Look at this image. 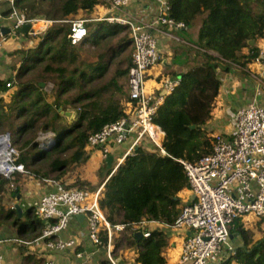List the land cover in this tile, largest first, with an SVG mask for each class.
I'll use <instances>...</instances> for the list:
<instances>
[{
	"label": "trees",
	"instance_id": "trees-1",
	"mask_svg": "<svg viewBox=\"0 0 264 264\" xmlns=\"http://www.w3.org/2000/svg\"><path fill=\"white\" fill-rule=\"evenodd\" d=\"M103 2L16 0V6L31 18L62 20L90 15ZM168 4L169 15L187 26L197 18L202 19L197 43L203 49L198 51L203 61L180 75V85L166 96L154 116L155 123L167 134L164 143L167 155L156 147L150 149L147 143L138 145L115 172L107 169L100 196L106 218L112 224L127 225L116 236L117 246L137 245V261L141 264H166L163 252L169 245V237L165 231L156 229L150 237L138 240L131 225L144 220L173 223L180 215L183 208L180 193L190 188L180 160L195 161L213 150L214 138L208 137L204 127L212 119L220 95L222 80L218 69L229 72L234 64L246 67L257 54L255 42L264 37V0H168ZM10 11L6 5L3 13L8 16ZM97 25L86 39L88 47L73 45L69 24L58 23L42 35L37 47L18 51L23 59L17 72V89L10 102L0 97V133H11L18 150L17 163L24 164L38 178L61 180L73 165L87 162L90 133L127 114L124 102L130 100L129 85L120 79L129 76L133 47L127 66L119 67L113 77L105 79L111 59L119 56L121 50L114 46L104 48V40L128 28L106 22ZM21 35L36 38L30 33ZM125 43L132 45V39L124 38L119 46L122 48ZM246 47L250 49L248 55L242 53ZM84 54L94 55L96 60L89 61ZM108 55L110 62L106 60ZM11 79L0 80V91L8 90ZM48 79L55 82L53 103L49 101L51 94L44 89ZM117 92L120 98H116ZM68 106L74 109L73 118L65 114ZM49 132L56 134V142L43 149L39 137ZM8 183L0 177V226L12 224L24 232L17 210L7 209L3 204ZM90 191H96L95 187ZM31 215L37 217L35 211ZM231 232L242 235L245 244L237 247L223 264L233 261L264 264V237L253 242L239 221L232 225ZM39 235L40 232L35 234ZM101 239L106 244L104 231ZM26 258V264H44L40 257Z\"/></svg>",
	"mask_w": 264,
	"mask_h": 264
},
{
	"label": "built area",
	"instance_id": "built-area-1",
	"mask_svg": "<svg viewBox=\"0 0 264 264\" xmlns=\"http://www.w3.org/2000/svg\"><path fill=\"white\" fill-rule=\"evenodd\" d=\"M109 12L103 16L81 15L68 19H50L47 17H28L16 6V0H0V51L8 40V36L18 35L26 25H31L30 34L42 36L58 23L69 24L70 39L73 45H80L89 36L91 22H106L110 25L126 26L132 39L133 65L128 76L130 110L120 119L105 124L101 129L92 131L88 137L86 151L92 154L99 151L103 158L110 156L117 145L133 138L131 148L113 168L117 170L125 158L134 149L150 140L162 155H167L164 147L167 134L154 121L158 108L164 103L181 83V78H161L158 82L159 91L150 93L148 90L149 71L161 62L163 56L158 46V33L162 27L170 30L184 29L187 25L169 15L168 0L160 1V14L153 22L137 20L127 15L125 10L131 0H104ZM5 5L11 10L4 15ZM43 26L37 28V24ZM9 28L10 34L2 32ZM173 37V36H172ZM254 58L262 67L259 71L258 85L254 99L243 108L236 110L233 127L227 138L221 134L214 137L213 150L195 161L180 160L186 170L190 188L195 199L183 206L180 215L173 223H163L167 228L190 232L181 249L179 264H215L221 260L224 246L231 235V227L236 220L248 214L264 217V107L259 102L264 94V46L258 48ZM255 54V52H252ZM18 72V70H17ZM17 72L7 83L8 89L17 84ZM166 92L165 95L162 92ZM1 97V92H0ZM41 147L50 148L51 140ZM0 146L8 154L6 171H0L9 181V202L12 209L17 206L16 197L20 174L32 176L51 186V189L34 202L36 215L43 220L44 227L39 236L33 239L14 238L12 242L18 246L34 248L43 245L46 254H42L44 264H58L55 253L71 252L76 259L89 260L91 255L78 249L83 233L78 232L69 237L62 234L69 230L78 215H84L87 227V238L97 248L105 250L110 264H119L116 257L117 234L123 233L127 225L112 224L105 216L100 204L103 187L91 192L88 189L71 186L53 178H38L22 163H17L18 150L14 146L10 133L0 135ZM0 153L2 151L0 150ZM10 187V188H9ZM148 220L134 223L131 231L142 232L148 238L153 231ZM107 235L106 244L101 233ZM9 242L0 239V264H6L1 250L2 244Z\"/></svg>",
	"mask_w": 264,
	"mask_h": 264
},
{
	"label": "crops",
	"instance_id": "crops-1",
	"mask_svg": "<svg viewBox=\"0 0 264 264\" xmlns=\"http://www.w3.org/2000/svg\"><path fill=\"white\" fill-rule=\"evenodd\" d=\"M160 1L159 0H131L130 6L126 8L127 15L137 20L145 22H153L160 14ZM109 12V6L104 1L97 6L96 10L88 16H103ZM82 15V14H81ZM195 21H201V18H197ZM194 21V23H195ZM193 25V24H192ZM187 26L184 29L170 30L166 26L162 27V33H158V46L162 53V60L156 66H154L148 74V90L150 93H157L159 91V80L164 77L181 78L180 75L186 73L193 67L197 66L203 61V57L198 51L203 52V49L198 45V36L201 24L196 27ZM37 28H40L39 26ZM13 36V35H12ZM8 36V40L4 44L0 51V80L12 78L13 74L17 72L19 68V61L17 55H9V47L11 43L18 40L20 36L15 35ZM173 36V37H172ZM254 44V42H252ZM258 48L264 46V37L255 42ZM242 53L248 55L250 49L244 48ZM18 63V64H17ZM261 65L255 60H251L247 63L246 67L240 65H232L229 72L218 69L222 80L220 95L217 98L216 105L213 111L212 119L204 127V130L208 137L214 138L221 134L225 137L230 136V132L233 127L234 114L237 109L243 108L250 103L256 94V88L258 85L259 71ZM17 86L10 88L6 91H0L1 97L7 102L12 99V94L15 93ZM260 104L264 107V94L259 98ZM126 111L130 110V100L124 102ZM66 111V116L67 115ZM71 118V117H69ZM6 133V132H4ZM3 134V133H0ZM48 134V133H46ZM44 134V135H46ZM133 138L128 139L126 142L117 146L111 155L114 156L113 168L117 164L118 159L125 156L128 150L131 148ZM149 146V145H148ZM150 148V147H149ZM152 149V148H150ZM91 164L92 174L86 177V181L89 182L96 190L103 187V180L106 177L108 165L106 159L103 158L99 151L90 154V158L87 161ZM105 165V168L103 169ZM112 168V169H113ZM101 170V171H100ZM104 170V172H103ZM18 194L16 202L19 204L24 213L20 217L21 221L27 216L31 219V212H34V202L47 193L51 186L33 178L32 176L20 174L18 177ZM180 196L182 198V207L188 203H191L195 196L191 188L184 189ZM35 215V214H34ZM33 215V218H34ZM240 225L247 230L248 237L253 241H258L264 237V219H258L254 214H248L239 218ZM45 224V223H44ZM76 225L78 229H76ZM148 226L152 230L161 229L168 234L169 245L164 250L163 255L166 259V264H179L181 249L183 243L190 232H183L175 230L173 228H167L163 223L158 221L149 222ZM41 227H34L33 230H29L25 227L24 232L21 231L19 226L12 224H5L0 226V239L8 240L5 244H2L1 250L4 254L6 264H26V257L34 255L42 257V254H46L43 245H37L34 248L18 246L11 239L14 238H36L35 234L41 233ZM78 232L83 233V240L78 247L79 250L84 251L87 255H91L89 260L76 259L71 252L55 253V260L58 264H108L100 257V251H97L96 247L87 238V227L84 220L75 219L72 221L69 230L62 234V237H69ZM228 243L224 246L225 255L222 253L221 260L215 264H223L225 260L229 258L234 250L245 244V239L237 232H231ZM252 244V243H251ZM20 247L22 250H18ZM139 247L126 246L122 244L121 247H116V257L119 263L122 264H141L137 261ZM20 253V254H19ZM105 253V252H104ZM16 256V257H15ZM106 256V253H105ZM232 264H238L233 261Z\"/></svg>",
	"mask_w": 264,
	"mask_h": 264
},
{
	"label": "rangeland",
	"instance_id": "rangeland-1",
	"mask_svg": "<svg viewBox=\"0 0 264 264\" xmlns=\"http://www.w3.org/2000/svg\"><path fill=\"white\" fill-rule=\"evenodd\" d=\"M5 7H6V5H5ZM97 24H98V22H91L89 24L90 34L97 29V26H98ZM198 24H202L201 21H195V23H193L192 26L196 27ZM42 25H43V23H40L38 26L41 27ZM105 31L107 32L108 28H106ZM18 36H20V38L18 40L13 41L11 43L12 46L9 47V55L10 56L11 55H15V54L17 55V59L20 62L19 63V67H20L23 58L18 53V51L27 50L29 48L37 47L39 42L42 40V36L41 37L37 36L36 38H33L31 36L28 37L26 35H21V34L18 35ZM130 36H131L130 35V31L127 29V30H123L121 32H118V34H116L115 36H112V37L108 36V39L104 40V45H105L104 48L108 49L109 47L114 46L117 49L121 50L120 51V55L115 57L114 59H111V55H108L106 57V60L108 62H110V59H111V64L109 65V71L106 73L105 79H110L111 77H113L115 72H116V70L119 67H126L127 66V62H128L129 56H130V54L132 52V45H131V43H127V44L125 43L122 48L119 45L121 44V41L124 38H131ZM13 37L14 36H12V38ZM81 46L88 47V46H90V43L84 42L83 45H81ZM83 57L87 58V60H89V61H95L96 60L95 56L94 55H90V54L89 55L84 54ZM124 80H126V82H128V77L125 78V79L124 78L120 79L121 82H123ZM54 84H55V82H54L53 79H48V85L45 86V88H44L45 92H47L48 94H51L50 98H49V101L52 102V103L55 102V97L52 95V90L54 89V86H55ZM120 97H121V94L117 92L116 93V98H120ZM72 108H73L72 106H68L66 108V109H68L67 112H71L70 115H69V117H71V118L74 117V109H72ZM62 121H64V118L62 119ZM65 122H67V121H65ZM49 133H51V132H49ZM40 136H42V134ZM146 142H147V145H149L150 148L154 149L155 145L149 139L146 140ZM104 168H105V165H104L103 169ZM103 172H104V170H103ZM91 174H92L91 164H88L87 162H84V163L79 164V165H73L72 168L69 169V172L67 174H65L63 176V178H61L60 181H63L64 183L69 184L71 186H75V187H81V188L82 187L83 188L87 187L89 190H91V188L93 186L90 185V184H86L87 181L85 179L86 177L90 176ZM53 176H54V174H53ZM0 177L4 178L3 175L0 176ZM16 186H19V184H16ZM9 193L10 192H9L8 186H6V192L3 195V204L6 206L7 209L12 210L11 203L13 201L9 202V200H10ZM256 218L264 219V217L260 218L258 216H256ZM236 221L238 222L239 219L236 220ZM21 222L22 223H20V227H22V225H23L26 228H28L29 230H33L35 226L36 227H41L40 218L38 216L34 217V218L32 217L31 219H29L27 216H25V218ZM76 229H78L77 225H76ZM18 250H22V249L20 247H18ZM104 252H105V250L100 249V257H101V259L106 261L108 264H110L108 262L107 255L105 256L106 252L105 253ZM225 252L226 251H225V248H224L223 255L226 254ZM119 264H122V263H119Z\"/></svg>",
	"mask_w": 264,
	"mask_h": 264
},
{
	"label": "water",
	"instance_id": "water-1",
	"mask_svg": "<svg viewBox=\"0 0 264 264\" xmlns=\"http://www.w3.org/2000/svg\"><path fill=\"white\" fill-rule=\"evenodd\" d=\"M30 29H31V25L28 24V25L24 26V27L18 32V35H20L21 33L28 34V33L30 32ZM2 32H3L4 34L8 35V34H10L11 31H10L9 28H3V29H2ZM162 94L165 95L166 92L164 91V92H162ZM70 113H71V112H68L67 115L69 116ZM54 136H55V133H49L48 135L44 136L43 139L45 140V139H47V138H49V137H54ZM113 162H114V156H113V155H110V156H108V157L106 158V163H107L109 169H112V168H113V166H112V165H113ZM16 210H17V212L19 213V216L22 217L24 211H23L22 207H21L19 204H17V206H16ZM77 219H79V220H84V215H78V216H77ZM136 236L138 237V240H142V239H143V234H142V232H138V233L136 234ZM230 237H232V234L230 235Z\"/></svg>",
	"mask_w": 264,
	"mask_h": 264
},
{
	"label": "bare ground",
	"instance_id": "bare-ground-1",
	"mask_svg": "<svg viewBox=\"0 0 264 264\" xmlns=\"http://www.w3.org/2000/svg\"><path fill=\"white\" fill-rule=\"evenodd\" d=\"M38 25L39 24H37L36 27H38ZM0 150L2 151V153H0V171H6L7 169H10V168L6 169L7 167L6 160L8 159V157L5 156H7L8 154L6 153L5 148L3 146H0Z\"/></svg>",
	"mask_w": 264,
	"mask_h": 264
},
{
	"label": "clouds",
	"instance_id": "clouds-1",
	"mask_svg": "<svg viewBox=\"0 0 264 264\" xmlns=\"http://www.w3.org/2000/svg\"><path fill=\"white\" fill-rule=\"evenodd\" d=\"M88 26H89V25H88ZM89 31H90V30H89ZM89 34H90V33H89ZM39 37H40V36H39ZM88 37H89V36H88ZM85 42H86V40H85ZM83 43H84V42H83ZM83 43H82V44H83ZM80 45H81V44H80ZM7 133H10V132H6V133H3V134H7ZM51 133H53V132H51ZM3 134H0V135H3ZM10 134H11V133H10ZM46 135H48V134H46ZM46 135L43 134L42 137L44 138V136H46ZM11 136H12V135H11ZM39 138H40V137H39ZM12 140H13V139H12ZM48 140H51V141H52V142H51L52 145L55 144V142H56V134H55L54 137H49V138H47V139H45V140L43 139L42 142L45 143V142H47ZM40 143H41V141H40ZM40 143H39V146L41 145ZM52 145H51V146H52ZM14 146H15V145H14ZM15 147H16V146H15ZM40 147H41V146H40ZM41 148H43V149H49V148H44V147H41ZM16 149H17V148H16ZM15 209H16V208H15Z\"/></svg>",
	"mask_w": 264,
	"mask_h": 264
}]
</instances>
